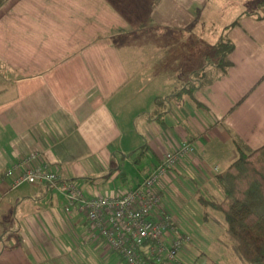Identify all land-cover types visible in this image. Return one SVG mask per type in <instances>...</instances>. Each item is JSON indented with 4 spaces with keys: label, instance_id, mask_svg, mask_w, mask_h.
<instances>
[{
    "label": "crops",
    "instance_id": "1",
    "mask_svg": "<svg viewBox=\"0 0 264 264\" xmlns=\"http://www.w3.org/2000/svg\"><path fill=\"white\" fill-rule=\"evenodd\" d=\"M263 9L264 0H0V264H97L115 252L90 236L78 205L66 211L61 186L11 187L4 174L20 158L38 151L63 181L106 196L137 187L183 141L195 152L156 188L192 236L179 257L200 258L212 215L202 199L221 197L215 175L237 158L238 140L264 144ZM214 24L234 44L225 74L196 68ZM203 68L211 75L197 82Z\"/></svg>",
    "mask_w": 264,
    "mask_h": 264
},
{
    "label": "built area",
    "instance_id": "2",
    "mask_svg": "<svg viewBox=\"0 0 264 264\" xmlns=\"http://www.w3.org/2000/svg\"><path fill=\"white\" fill-rule=\"evenodd\" d=\"M194 152V145L183 141L178 149L166 152L137 187L106 196H87L73 182L63 181L38 151L20 158L4 176L13 188L24 183L61 186L66 211L78 205L86 214L90 236L106 242L126 264H186L179 256L192 236L178 230L175 219L161 207L162 196L156 185Z\"/></svg>",
    "mask_w": 264,
    "mask_h": 264
},
{
    "label": "trees",
    "instance_id": "3",
    "mask_svg": "<svg viewBox=\"0 0 264 264\" xmlns=\"http://www.w3.org/2000/svg\"><path fill=\"white\" fill-rule=\"evenodd\" d=\"M237 21L226 26L225 31ZM225 31L217 44L213 45L216 55L210 60L211 66L222 74L231 64L228 55L234 49ZM204 70L201 69L202 74L206 73ZM156 102L159 104L161 99H156ZM236 148L237 158L214 177L221 197L202 199L205 213L213 209L223 214L225 233L233 242L234 251L242 264H264V144L252 149L238 140ZM146 149L147 145L135 153L142 155Z\"/></svg>",
    "mask_w": 264,
    "mask_h": 264
},
{
    "label": "rangeland",
    "instance_id": "4",
    "mask_svg": "<svg viewBox=\"0 0 264 264\" xmlns=\"http://www.w3.org/2000/svg\"><path fill=\"white\" fill-rule=\"evenodd\" d=\"M226 10V14L220 15V22H227L231 18V11L229 10V7ZM210 28L212 29V31H210L209 35H204V37L205 39L209 40L210 38H216V40L212 42L208 41L209 43L202 44L200 49L196 50L197 53L201 54V57L199 59L200 63L196 65V68H199L197 66H208L211 58L216 55L214 46L212 45L217 44V42L219 41L218 36L220 35L221 31L217 30L218 24H214ZM210 43L212 45H210ZM209 75H211V72L208 71L202 75L198 73V75L196 76V81L199 82L200 80H202L205 82L210 77ZM185 81H188V79ZM207 212L212 213V215L208 224L209 230H207V235H205L203 240L205 244L198 247L199 250L195 251L196 254L198 253L200 258H197L196 255H189V257H184L186 264H242L240 258L234 251L233 242L227 237L225 233L226 228L224 229L223 226L226 225L223 214L220 211L213 209H208ZM8 214L6 216H8ZM9 225L10 223L7 225V227H9ZM2 242L7 243L8 239L4 238L1 240L0 236V245ZM112 253L113 256L112 258L109 257V261H106V259L103 258L96 260L97 264H126L117 253ZM120 261H122V263ZM86 264L91 263L87 262Z\"/></svg>",
    "mask_w": 264,
    "mask_h": 264
}]
</instances>
